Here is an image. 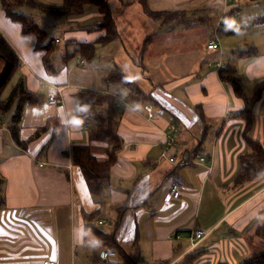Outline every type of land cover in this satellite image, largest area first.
<instances>
[{
  "label": "crops",
  "instance_id": "obj_1",
  "mask_svg": "<svg viewBox=\"0 0 264 264\" xmlns=\"http://www.w3.org/2000/svg\"><path fill=\"white\" fill-rule=\"evenodd\" d=\"M229 1L211 23L207 16H200L205 38L201 46H206L207 56L175 62L177 70L170 68L166 56L153 58L151 51L163 55L161 50H165H152L153 45L160 44L163 32L171 33L175 26L160 27L157 20L164 24L162 19L150 18L154 21L146 50L144 41L141 46L124 42L116 25L120 37L113 41H122V54L113 67L108 64L100 73L93 71L99 63L97 53L85 60L91 63L85 70L77 68L83 64L71 62L76 54L69 51L52 61L53 41L46 62L47 50L36 47L37 36L23 33L21 23L9 18L0 4V31L20 57L15 85L22 79L29 91L39 95L38 101L23 106L20 115L18 138L26 147L12 134L16 101L0 113V191L4 198L0 264H43L45 259L57 260V264H179L191 254L196 256L193 264H241L254 252L264 251V172L242 183L235 181L240 156L251 151L247 139L264 146V93L246 105L215 66L219 60L222 66L227 64L230 52L240 47L256 46V54L233 59L244 95H253L254 86L264 79V7L255 6L264 0ZM217 6L212 0L203 5L209 11ZM147 10L144 13L149 16ZM232 16L237 17L236 31L218 32L220 52L210 53L217 49L207 47L214 28L222 18L225 23ZM103 33L104 29L94 25L69 29L66 37L76 39L79 46L96 42ZM242 33L246 37L241 38ZM237 35L238 40L232 39ZM248 35L254 39L248 40ZM113 41L97 46L113 48ZM190 46L182 44L183 51ZM0 61L3 71L6 63ZM131 65L141 66L140 70L136 67L139 74ZM115 68H121L143 93L108 81L106 77ZM84 89L114 97V109L119 112L117 133L122 147L111 167L110 185L98 194L89 190L71 152L76 144H89L97 160L108 158V143L91 139V124L76 121L75 96ZM51 95L59 101L50 103ZM244 108L249 109L248 116L242 114ZM105 110L106 104L94 113ZM172 123L180 131L170 154L180 152L176 157L188 160L185 165L176 166L160 153ZM196 154L207 161L198 162ZM176 179L186 189L181 197L166 199L164 194ZM195 230L206 234L191 248ZM99 231L113 235L118 243H103ZM106 246L117 254L101 260L98 251Z\"/></svg>",
  "mask_w": 264,
  "mask_h": 264
},
{
  "label": "trees",
  "instance_id": "obj_2",
  "mask_svg": "<svg viewBox=\"0 0 264 264\" xmlns=\"http://www.w3.org/2000/svg\"><path fill=\"white\" fill-rule=\"evenodd\" d=\"M0 4L5 14L12 20L19 21L22 26L23 33H34L37 36L36 47L46 49L44 59L53 47V42L49 41L44 44L46 39V31L38 25V23L28 15L20 11L23 7L39 10L45 14L55 15H79L84 13L87 4L97 6L102 18V25L96 27L104 29V33L99 36L96 42L85 43L81 42L77 47L75 54H80L85 60L92 59L96 54L97 44L105 45L120 37V33L116 28L114 17L108 4V0H62V4L54 6L40 2L38 0H0ZM184 11H151L147 10L150 17L162 19L164 24L168 26L171 22L182 15ZM184 14V13H183ZM236 17V16H235ZM237 18V17H236ZM231 17L224 21L222 26L217 29V32L225 34H233L236 31V22H230ZM144 41L143 49L147 48L150 41L148 36ZM257 47L254 45H245L236 49L233 52L231 60L220 67L219 74L222 80L231 82L234 94L243 97L246 105L252 104L258 100L264 93V79L254 86L253 95L246 97L243 92L242 82L233 59L236 57H244L256 54ZM0 58L6 63V71L0 80V113L5 112L16 101V111L13 116V125L11 127L14 139L26 147V143L18 138V124L23 106L27 103L36 102L39 100V95L29 91L23 80L17 82L13 87L10 95L7 98L2 97V93L7 82L13 78L19 65L20 57L7 38L0 31ZM47 62V59L45 60ZM108 81L118 82L126 86L134 93H143L135 81L130 78L121 68H115L106 77ZM76 121L81 125L90 126V138L100 139L108 143V158L99 161L91 153L89 144H76L72 147V159L74 164L80 167L83 176L88 183L89 190L98 194L103 189L110 185L111 167L116 161L117 153L122 147V139L117 133V125L119 121V112L114 109V97L102 93H97L91 89L81 90L76 94ZM106 104L104 114L94 113V109ZM242 114L249 115V109H242ZM246 116V117H247ZM94 120V121H93ZM251 147L250 153L240 156V169L235 177L236 183H242L259 177L264 172V146L255 140L247 139ZM1 180V179H0ZM4 198L0 191V206L3 204ZM100 241L103 243L110 242L117 244L118 241L113 235L104 234L99 231ZM196 259L195 255H187L179 264H193ZM241 264H264V251H256L249 259H246Z\"/></svg>",
  "mask_w": 264,
  "mask_h": 264
},
{
  "label": "rangeland",
  "instance_id": "obj_3",
  "mask_svg": "<svg viewBox=\"0 0 264 264\" xmlns=\"http://www.w3.org/2000/svg\"><path fill=\"white\" fill-rule=\"evenodd\" d=\"M38 1L50 5H58L57 3L60 0ZM202 1L204 5L207 0H108V4L111 10V14L113 15L116 21L117 28L119 29L122 35V40L124 42L131 43L132 45L140 43V46L143 43V40H145V38L148 37L147 35L151 32L153 27L152 22L154 21L150 19L152 17H149L148 15H146V13H144V8H148L152 11H184V14L182 13V15L178 16V18L174 19L171 22L170 26H175L174 30L168 31L171 32L168 34H166V32H163L165 33L163 35L164 37L162 38L164 40H162L160 44H155L152 47V50L155 51L160 50V47H164L165 50H161L164 51V54H155L153 53V51H151V54H153V58H156L155 56H166L168 58L167 61L170 62V68L177 70L178 64L175 65V62H179L183 59L191 60V58L200 55L207 56V53L205 51L206 46L204 47L205 49H202L201 46V43L202 41H204L205 38L202 32L200 31L201 26L204 25V22L201 21L200 16H207V20H210L211 23V21L217 19L218 13L221 12L219 8H221V6L225 2L230 3L229 0H212L215 3L217 2L219 6H217L216 9L209 11L207 10V7H203ZM255 6H257L258 8L262 6L264 7V1H259V3H255ZM20 11H22L25 15H28L29 17L33 18L38 23V25L46 31V39L43 42L44 44L48 43L49 41L54 42L56 49L53 54L52 61L54 59L57 61L60 56H65L67 54V51L74 53L78 47V41L76 39L70 40V38L66 37L67 30L91 28L94 25L99 26V24L102 23L103 18L99 14L97 6L94 4H87L85 6L84 13L79 15L45 14L40 12L39 10L31 9L28 7H23L20 9ZM233 18L235 19L233 20ZM236 19L237 18L235 16H232L230 22H234ZM187 23H190L189 27L186 26ZM157 24H159L160 27L165 25L159 20H157ZM205 24L208 25L207 22ZM212 35H214V33ZM246 35L247 33H242L239 36H241V38H244L246 37ZM217 36L219 37L218 32ZM239 36L237 35L232 39L238 40L240 38ZM247 39L251 40L254 38L253 36L248 35ZM184 43H186L187 45H191L190 47H188L189 50L183 51L182 44ZM112 44L113 48H110L111 45L98 46V48L96 49L97 56L95 57V60H99V63L94 66L95 70L93 69V71L100 73V71L102 72L104 71V69H107L108 64L111 65L110 67H113L114 62L120 59L122 54V41L118 39L116 41H113ZM220 49L221 48L219 46L216 50H213L210 53L217 54L218 52H220ZM229 55L233 56L232 52H230ZM80 58L82 57H80L79 54L73 55L71 58V62H77V60ZM227 58L228 57L225 56L224 60L227 61ZM88 66H91V63L85 61V64H83L81 67L77 66V68H79L80 70H85L86 68L88 69ZM136 67H138L139 70L141 69V66H135L133 67L135 72H137ZM5 71L6 64L1 73L0 80ZM137 74L139 73L137 72ZM139 79L142 78L138 77V79L136 80ZM16 80L17 76L13 79L11 78L7 82L2 93L3 97H7L9 95L16 83ZM137 95L140 96V94ZM184 130L185 128L183 127V131ZM179 137H182V135L180 134ZM177 147L175 148L176 150L179 149ZM175 156H181V153L178 152L177 154H175ZM176 158L177 160H179V157Z\"/></svg>",
  "mask_w": 264,
  "mask_h": 264
},
{
  "label": "built area",
  "instance_id": "obj_4",
  "mask_svg": "<svg viewBox=\"0 0 264 264\" xmlns=\"http://www.w3.org/2000/svg\"><path fill=\"white\" fill-rule=\"evenodd\" d=\"M235 18H233L234 20ZM221 22L217 24V26L215 27L214 30V35L213 37H211V39H209V41L207 42V47L209 49H216L219 47V37L217 36V29L221 26ZM57 41V39H56ZM84 58H80L77 60V64L82 65L84 64ZM215 66L217 69H220V67L222 66L221 61H216L215 62ZM58 92H60V88L57 89ZM50 103L55 104L56 102L59 101V97L57 95H51L49 97L48 100ZM179 127L172 123L170 125L169 130H167L164 134V139L162 141V151L160 152L161 155L163 157H167L168 160L173 163L176 166H181V165H185L186 163H188V160H186L185 158H181L179 160H177L175 154H170V150L173 149L175 147V145L177 144V137L179 134ZM198 158V162L200 163H205L207 161V158L203 155L200 154H196L195 155ZM40 165H42V163H40ZM186 189V184L181 181V180H173L169 187H168V191L166 192L165 198L166 199H177L179 197L182 196L183 191ZM206 231L204 232V230H195L194 233L191 234L190 236V240H191V248L196 247L199 244V241L205 236ZM116 250L111 248V247H102L99 251H98V257L101 260H107L113 256H115ZM43 264H57V260L54 259H45L43 260Z\"/></svg>",
  "mask_w": 264,
  "mask_h": 264
},
{
  "label": "water",
  "instance_id": "obj_5",
  "mask_svg": "<svg viewBox=\"0 0 264 264\" xmlns=\"http://www.w3.org/2000/svg\"><path fill=\"white\" fill-rule=\"evenodd\" d=\"M100 25H102V23Z\"/></svg>",
  "mask_w": 264,
  "mask_h": 264
}]
</instances>
